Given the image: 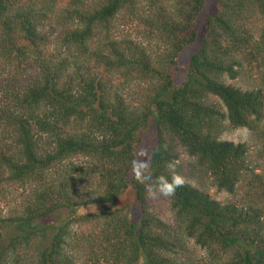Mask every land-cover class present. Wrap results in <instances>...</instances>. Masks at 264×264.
I'll use <instances>...</instances> for the list:
<instances>
[{
	"label": "trees",
	"instance_id": "16d2710c",
	"mask_svg": "<svg viewBox=\"0 0 264 264\" xmlns=\"http://www.w3.org/2000/svg\"><path fill=\"white\" fill-rule=\"evenodd\" d=\"M214 2L200 47L175 84L177 58L196 38L204 0H0V69L38 67L28 84L9 82L0 104V123L12 135V149L0 152V185H28L16 215L0 220V264H193L177 259L183 239L204 251V264H264L263 196L238 205L186 182L172 197L147 190L158 177L198 172L232 194L249 172L247 150L219 141L224 122L264 147V0ZM120 14L163 49L151 53L108 36ZM50 22L66 56H41ZM223 77L252 85L241 90ZM134 81L147 87L130 106L122 91ZM149 122L155 145L138 180L136 155ZM182 155L192 159L188 170L176 164ZM127 188L136 217L129 208L75 214L111 204ZM156 199L166 202L172 224L152 212ZM64 209L65 219L52 222Z\"/></svg>",
	"mask_w": 264,
	"mask_h": 264
},
{
	"label": "rangeland",
	"instance_id": "374dc122",
	"mask_svg": "<svg viewBox=\"0 0 264 264\" xmlns=\"http://www.w3.org/2000/svg\"><path fill=\"white\" fill-rule=\"evenodd\" d=\"M88 2V5H92L94 2ZM215 9L214 0H204V6L202 10L197 14L194 25L196 30V38L194 42L183 49L177 58V69H175V84H177L183 77L186 72V62L190 55L195 53L200 47V40L203 36V31L205 29V20L208 15H211ZM244 16V13H242ZM254 19H251V16L247 21H244V25L247 24L248 27L254 22ZM53 22H50V26L45 30L46 34L49 35L48 43L45 49L41 51V56L46 59L50 56H54L55 59L61 56H66L65 52H61V48L57 45V35L59 31L56 32V28L53 27ZM258 29V27L256 28ZM142 29L139 27L137 22L133 21L129 17L120 14L114 22H112L111 28L108 30V36H113L116 39L130 40L132 42H140L142 46L148 48L151 53H158L163 49V46L156 42L154 38L148 37L146 34L141 32ZM254 31V29H253ZM255 35V32H253ZM60 55H59V54ZM35 58V57H33ZM22 66H17L16 64L4 66L0 69V104H4L6 100L5 91H9L11 87L9 82L20 86L21 84H28L31 80V77L35 75L38 71V67L33 71H24L22 74H19ZM8 80V81H6ZM225 84L232 85L241 90H245L251 87L252 82L247 80L244 77H239L234 80H229L226 77H223ZM147 87L146 83L134 81L126 86L122 91L123 98L129 103L130 106H137L139 102L143 99L144 89ZM210 100L217 103L220 107L219 101L210 97ZM222 110L224 108L221 107ZM223 129L219 135V141H229L234 144H243L247 150V167L248 173H242L238 183L235 185L234 192L232 194H227L222 191H217L210 184L211 180L207 175L200 173H193L192 178H186V174L182 175L184 181L193 187L204 190L208 196L221 203H235V204H244L249 202L250 199L258 200L262 196L264 197V147L259 145L255 139L250 135V132L244 128H230L227 122L223 123ZM155 145V138L152 123L149 122L148 127L146 128L143 139L140 143L136 155V166L133 171L134 174L142 172L146 165V162L149 157L150 150ZM12 149V135L8 132L2 123H0V152H5L6 150ZM78 162L82 160L77 159ZM188 170V165L192 163V159L182 155L180 160L176 161L178 164ZM257 177V178H254ZM91 188V187H90ZM28 192V185L20 186L18 183H7L0 185V220L5 222L7 218L15 216L16 212L19 210L21 201L23 197ZM152 207V212H154L160 220L167 224H172V214L170 213L166 202L156 199L152 201L150 205ZM123 208H129L130 214L133 217L137 216L138 205L134 199L133 193L130 188L124 190L114 202L111 204L104 205L102 207L97 206H86L76 210V215H83L86 213H97L99 211L111 212L113 210H119ZM67 216V210H61L57 212L53 217H51L52 222H57L59 220L65 219ZM46 222V221H45ZM78 228H75L76 231ZM11 227L6 229L3 233V240H5L10 232ZM1 231V230H0ZM183 250L178 253L177 259L180 262H190L197 264H204L206 256L203 250L195 246L191 240H182ZM80 259V258H78ZM82 258L80 259L81 262ZM81 264H89L87 262H81Z\"/></svg>",
	"mask_w": 264,
	"mask_h": 264
},
{
	"label": "clouds",
	"instance_id": "9594fccd",
	"mask_svg": "<svg viewBox=\"0 0 264 264\" xmlns=\"http://www.w3.org/2000/svg\"><path fill=\"white\" fill-rule=\"evenodd\" d=\"M169 167H172V165H169ZM136 178L138 180L141 179L140 173H136ZM184 182V178L181 175L173 173L170 180L163 176L156 178L147 190L150 195L158 193L164 197H172L177 188L183 187Z\"/></svg>",
	"mask_w": 264,
	"mask_h": 264
}]
</instances>
